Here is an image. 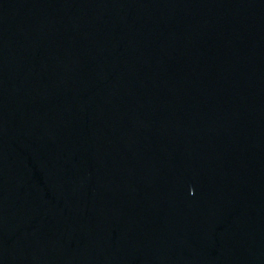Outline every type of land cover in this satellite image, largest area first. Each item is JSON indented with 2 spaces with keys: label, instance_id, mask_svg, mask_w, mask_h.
Returning <instances> with one entry per match:
<instances>
[{
  "label": "water",
  "instance_id": "obj_1",
  "mask_svg": "<svg viewBox=\"0 0 264 264\" xmlns=\"http://www.w3.org/2000/svg\"><path fill=\"white\" fill-rule=\"evenodd\" d=\"M0 264H264V0H0Z\"/></svg>",
  "mask_w": 264,
  "mask_h": 264
}]
</instances>
